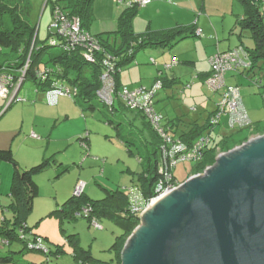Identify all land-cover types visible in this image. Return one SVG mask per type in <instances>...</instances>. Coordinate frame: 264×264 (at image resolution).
<instances>
[{
  "label": "rangeland",
  "instance_id": "rangeland-1",
  "mask_svg": "<svg viewBox=\"0 0 264 264\" xmlns=\"http://www.w3.org/2000/svg\"><path fill=\"white\" fill-rule=\"evenodd\" d=\"M47 1L28 0L31 5L29 21L36 28L39 42H45V45L49 43V29L53 18L52 2L56 0H52L51 3ZM113 6L115 8L127 7L125 4L116 3ZM115 15L112 8L97 10L96 20L90 24L91 34H104L114 41V34L107 35L105 33L118 30L119 23L115 19L119 17L120 13L116 12ZM244 41V46L248 49L255 47L253 39L245 38ZM179 43L173 47H149L139 50L135 58L125 64L119 72L121 86L127 87L129 90L146 89L149 91L162 78V73L158 70L164 71L171 77L173 74L170 71L167 72L166 69L168 63L161 62L158 65L149 63V60L155 59L160 63V56L162 58L160 52L168 54ZM191 49L189 55L200 69L205 62L204 55L193 47ZM2 52L0 63L3 56L11 51L5 48ZM44 60L47 61L48 56H44ZM142 65L146 67L141 71L139 68ZM181 70H183L182 73ZM194 70L193 66L175 65L174 72L177 74L176 77L181 80L173 86L163 87L161 92L153 98L154 109L163 119L164 124H166L167 117L172 118L176 115L198 120L200 123L205 122L210 117L209 113L214 109V103H222L224 89L216 92L205 82L204 85L197 88L200 82L194 81L196 77L192 73ZM156 77L157 80H155ZM6 102L7 99L0 97V116L8 105ZM60 103L64 104V109L59 112ZM118 103L116 100L117 105ZM224 117L227 118L223 116L222 119ZM186 119L181 120L183 124L188 121ZM105 126L108 124H105L100 111L84 112L75 100L69 97H61L57 105H49L46 92L37 91L33 80L29 79L25 82L19 99L0 119V145L13 151L22 169L38 165L44 160H54L55 162L52 167L37 176L40 195L34 200L33 210L26 220L30 229L24 233V237L32 243L31 245H40L41 247L32 248L18 238L8 244L7 238L0 234V264H81L74 258V247L69 241L72 238L74 240L77 238L79 245L91 250L93 256L98 260L109 262L115 257L112 246L117 236H120L122 232L112 221L101 220L103 229L98 230L91 225V220L86 217L63 220L61 216L54 213L61 209L68 199L77 196V187L80 183L86 185V194L94 195L95 199H103L107 193L106 190L112 192L123 190L129 194L139 190L138 175L142 173L138 159L139 149L138 146L125 144L130 143L127 137H131L129 135L131 130L133 131L132 135H136L138 130L134 128V125L128 123L122 126V133L119 136L116 129L112 127L109 129ZM228 129L235 131L229 127ZM215 132L216 129L211 132L212 136L216 135ZM241 132L247 134L246 130ZM33 133L39 138H33ZM88 133L91 134L90 152H87L83 145L86 143L80 141L86 136L88 137ZM252 137H248V140ZM129 149L133 154L129 152ZM87 153L91 155L88 156L89 158L86 157ZM10 165L14 169V166ZM195 166V163L191 162L180 163L174 170V176L179 181H185L187 177L196 175L194 173L189 175ZM6 219L10 222H7V225ZM13 221L14 214L11 210H7L5 213L0 210V227H11ZM75 235L77 236L75 237ZM58 249L62 251L57 255ZM5 257H10V260L4 261Z\"/></svg>",
  "mask_w": 264,
  "mask_h": 264
},
{
  "label": "trees",
  "instance_id": "trees-1",
  "mask_svg": "<svg viewBox=\"0 0 264 264\" xmlns=\"http://www.w3.org/2000/svg\"><path fill=\"white\" fill-rule=\"evenodd\" d=\"M51 1L48 0L47 2L51 3ZM237 1L244 8V17L240 21V26L243 30L248 31L255 41L253 49L245 48L249 52L252 61L250 72L253 74L262 73L264 76V0ZM92 4L93 0H56L52 2V9L60 7L68 16L81 18L83 29L90 33ZM30 10L31 5L28 0H0V54L3 53L2 50L5 48L11 51L9 54L3 56L0 68L12 65L16 68H21L25 65L30 55V67L27 72L26 81L29 79L33 80L37 86V91L47 93L58 81H63L67 86L77 88L78 94L73 99L84 112L100 111L104 117V122L117 129V131H121L122 126L127 124L126 117L121 115L123 112L137 113L142 120V128L147 133V136L143 138L129 134L131 137L128 136L127 139L130 143L125 144L138 146V159L140 163H143V172L138 175L140 183L138 189L144 201L150 200L156 195L155 187L160 180L159 165L162 141L142 113L129 110L118 98V91L121 89L118 74L125 64L130 63L135 58L139 50L149 47H173L179 41L192 35L194 36L196 34L195 28L179 26L170 30L152 31L143 35H137L133 30L132 20L137 13L138 7H129L120 18L118 30L112 33H105L107 35L114 34V41H111V37L104 34L92 35L90 33L99 41L101 46V50L96 53L95 62L92 63L88 62L85 58V51L82 47H77L74 50L62 48V41L54 36L55 32L51 29V26L49 29L50 38L48 45H45V42L40 43L36 28L29 21ZM52 39L57 40L60 47L52 46ZM44 56H48L47 61L44 60ZM109 56L115 58L116 62L114 79L117 93H115L114 103L111 106L105 104L98 94L103 87L100 78L105 71L104 62ZM41 73L46 75V77L42 78ZM163 84L164 86L167 84L165 79H163ZM116 100L119 102L118 105L116 104ZM16 101L17 99L12 101L10 105H7L5 111ZM6 103L8 104V101ZM217 112L218 108L208 118L204 127L200 129L198 127L193 128L187 134L180 136V138L188 144H193L198 138L211 130L210 120ZM166 126L168 125L166 124ZM228 127L230 128L229 118ZM233 130L241 132L245 129L234 128ZM229 139L231 137H227L223 141H212L211 145L205 150L202 161L195 164L193 172L189 175L202 173L207 167L213 165L217 157V148L223 142L224 147H221V151L226 152L230 150L231 146L228 145ZM247 140L248 138L240 143V145L244 144ZM129 152L132 153V150L129 149ZM54 162V160H44L38 165L22 169L11 149L0 150V163H10L14 166L10 191L12 203L9 206L14 214V221L10 225L11 227H0V234L7 238L8 244L17 238L24 241L27 245L31 243L24 237V233L30 229L27 226L26 220L32 212L34 199L40 193L36 178L52 167ZM175 179L179 183L184 182L179 181L176 177ZM106 192V196L102 200H93L85 193L79 197L73 196L61 209L54 212L58 216H61L63 220L65 218L78 219L77 213H80L85 207H90L92 209V216L96 217L100 223L101 220L107 219L112 221L121 230V235L117 236L112 246L115 257L109 262L96 259L91 250L79 245L77 238L75 240L73 238L69 239L74 247V258L81 264H122V252L125 244L141 223L140 214H133L131 212V195L129 193L123 190L114 192L106 190ZM61 251V249H58L57 255ZM3 260L9 261L10 257H5Z\"/></svg>",
  "mask_w": 264,
  "mask_h": 264
},
{
  "label": "water",
  "instance_id": "water-1",
  "mask_svg": "<svg viewBox=\"0 0 264 264\" xmlns=\"http://www.w3.org/2000/svg\"><path fill=\"white\" fill-rule=\"evenodd\" d=\"M140 218L122 264H264V134L223 152Z\"/></svg>",
  "mask_w": 264,
  "mask_h": 264
},
{
  "label": "built area",
  "instance_id": "built-area-1",
  "mask_svg": "<svg viewBox=\"0 0 264 264\" xmlns=\"http://www.w3.org/2000/svg\"><path fill=\"white\" fill-rule=\"evenodd\" d=\"M152 0H115L116 4L127 5V7H146L151 4ZM51 29L54 30V36L62 41V48L65 50H74L82 47L85 51V58L88 62H95L96 53L101 50L99 41L94 38L88 31L83 29L81 18L77 16H68L60 7L53 10V18ZM202 31L198 30L197 35H201ZM52 46L58 47L57 40L52 39ZM60 47V46H59ZM1 50V49H0ZM154 62V60H152ZM179 61L174 59L166 69H170L177 65ZM105 71L101 75L102 89L99 91L100 99L107 105L114 103L116 92L115 58L109 56L105 62ZM211 73L205 80L212 90L219 92L224 89L223 101L218 106L217 114L211 118V129L219 125L221 117L226 115L229 118L230 128L248 129L254 131L253 122L243 103L241 89L239 86H227L226 75L230 72L250 71L252 69V61L249 52L244 47H239L227 52H218L210 58ZM30 67V55L27 62L21 68L13 65L10 67L3 66L0 68V97L7 99L8 105L15 99H19V94L26 81L27 72ZM40 76V74H39ZM42 78L46 75L41 73ZM164 87L162 80L156 82L152 90L140 89L129 90L127 87H121L118 91V98L123 102L126 108L131 111L142 113L150 122L152 127L161 138L162 144L160 148V180L155 187V196L150 200L144 201L141 198V192L135 191L131 195V212L140 214V216L155 202L177 189L182 183H179L174 177V170L180 163H199L204 157L205 150L211 145L212 137L210 134H204L198 138L193 144H188L181 138L176 137L172 129L163 123V119L156 113L153 105V98ZM78 94L77 88L67 86L63 81H58L56 85L47 92L49 105H57L61 97L75 98ZM253 136V135H252ZM261 135H255L251 139H255ZM33 138H39L35 133ZM247 140V141H249ZM88 149L87 144H83ZM223 152L218 149V158ZM208 168V167H207ZM206 168V169H207ZM204 170V172L206 171ZM203 172V173H204ZM199 173L196 175H202ZM85 184L80 183L77 187L76 195L79 197L85 192ZM77 217H86L91 220V225L98 230H102L103 226L100 221L92 216V209L85 207ZM41 242V240H40ZM32 248H40L41 246L31 245Z\"/></svg>",
  "mask_w": 264,
  "mask_h": 264
},
{
  "label": "crops",
  "instance_id": "crops-1",
  "mask_svg": "<svg viewBox=\"0 0 264 264\" xmlns=\"http://www.w3.org/2000/svg\"><path fill=\"white\" fill-rule=\"evenodd\" d=\"M113 5H115V0H93L92 22L96 20L97 10H106L112 8L114 12V16H116L115 15L116 12L120 13L119 17L117 15L118 18L116 17L117 19H115L119 23L121 16L124 14L125 11L128 10L129 7L115 8ZM141 9L142 11L140 12ZM243 10L244 8L242 4L237 0H152L151 4H149L148 6L144 8L142 7L138 8L137 10L138 13H136V15L133 17L132 25H133V30L137 35H143L152 31L170 30L179 26L194 27L196 30V34L194 36L192 35L191 37H187L179 41L180 43L178 42L179 44L168 54L164 52H160V54H162V58L160 56V63H158L155 59H150L149 63H151L152 60H154V62L152 63H156L160 65L161 62H165V64L168 63V65H170L174 59H177L179 61L177 65L185 64L188 66H193L195 70L192 73L196 75L194 81L200 82L197 85L198 88L200 85L202 84L204 85L206 78L210 76L211 73L210 58L212 56H214L218 52H227L229 50H233L239 47H244L247 49V47L244 46L245 44L244 40L245 38L252 39V37L248 31L243 30L242 27L240 26V21L244 17V13H242ZM198 30L202 31V34L200 36L197 35ZM106 33L109 32L106 31ZM192 47L196 51H201L204 55L205 62L204 64L201 65L200 69L198 67V64L195 63V61H193L194 59L191 58V56L189 55L192 50L191 49ZM1 64L2 61L0 65ZM144 67L146 66L142 65V67L139 69H141L142 71ZM158 71L162 73L161 74L162 78L160 79L162 81L163 79L167 81V84L164 87L173 86L176 82L181 80L180 78L176 77L177 74L174 72V66L167 70V72L170 71V73L173 74L171 77L169 76V74L166 75V73L162 70H158ZM182 72L183 70H181V73ZM263 79L264 76L262 73L253 74L250 71L227 73L226 85L240 87L243 103L253 122L254 131L251 132L250 130L245 129L247 131L246 135L244 134V132H240L239 130L230 131L228 129V117L226 116L227 118L225 117L223 119L221 118L222 122L220 123V125L207 132L212 137V141L215 142L223 141L225 138L231 137V139L228 140V145L231 146V148L232 147L234 148L239 146L240 143H242L246 138L252 135L255 136V135L264 134V102H262V100H264ZM155 80H157V77L155 78ZM121 85L122 82L120 80V86ZM161 90L159 91V93L161 92ZM199 92L202 95V92L200 90ZM204 98H206V96H204ZM13 105L8 110H10L13 107ZM59 105L60 106L58 108V111L60 112L62 109H64L63 106L64 104L60 103ZM218 106H219L218 102L214 103V109L211 113H209L210 116L217 111ZM7 111H5V113ZM3 115L1 114L0 119L3 117ZM121 115H123V117H126L127 124L129 123L132 124V126L134 125V128L138 130L136 136L138 135V137H143V138L147 136V133L144 132L143 131L144 129L142 128V120L140 119V116L137 113L124 112ZM182 119H186V118L180 115H176V117H172V118L167 117V120L165 118L166 120L165 123L172 129L174 135L179 138L180 136L187 134L193 128L198 127L200 129L204 127L208 120L207 118L205 122L200 123L198 120L196 121L193 119H186L188 121H185V123L183 124L182 123L183 121H181ZM105 127H108L109 129L114 128L109 124L108 126ZM215 129H216L215 132L216 135L212 136L211 132H213ZM117 132L118 135L121 136V131H117ZM132 134L133 131L131 130L130 135ZM90 136L91 134L88 133V137L86 136L82 141L86 143L88 146L87 152H90L89 149ZM221 147H224V142L223 144L218 146L217 154H218V149L221 150ZM6 149H7L6 146L0 145V150H6ZM88 156L90 157L91 155L87 153L86 157ZM140 166L142 167V172H143V163H140ZM25 168L28 169V167ZM13 172L14 169L10 164L0 163V210H2L3 213H5L7 210H10L9 206L12 203V197L10 191H11ZM129 172L131 174H134L131 171ZM138 184H139L138 187H140L139 182ZM86 195H88L93 200L96 198L94 197V195H91L90 193ZM95 200H102V199H95ZM7 222L10 223L6 219V223Z\"/></svg>",
  "mask_w": 264,
  "mask_h": 264
},
{
  "label": "bare ground",
  "instance_id": "bare-ground-1",
  "mask_svg": "<svg viewBox=\"0 0 264 264\" xmlns=\"http://www.w3.org/2000/svg\"><path fill=\"white\" fill-rule=\"evenodd\" d=\"M155 203H156V202H155ZM155 203H154V204H155Z\"/></svg>",
  "mask_w": 264,
  "mask_h": 264
}]
</instances>
